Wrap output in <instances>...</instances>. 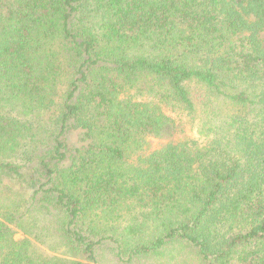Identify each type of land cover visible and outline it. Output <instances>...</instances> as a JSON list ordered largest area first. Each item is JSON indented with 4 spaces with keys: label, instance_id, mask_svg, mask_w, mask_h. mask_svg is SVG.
<instances>
[{
    "label": "trees",
    "instance_id": "1",
    "mask_svg": "<svg viewBox=\"0 0 264 264\" xmlns=\"http://www.w3.org/2000/svg\"><path fill=\"white\" fill-rule=\"evenodd\" d=\"M0 264H264V0H0Z\"/></svg>",
    "mask_w": 264,
    "mask_h": 264
},
{
    "label": "rangeland",
    "instance_id": "2",
    "mask_svg": "<svg viewBox=\"0 0 264 264\" xmlns=\"http://www.w3.org/2000/svg\"><path fill=\"white\" fill-rule=\"evenodd\" d=\"M189 134L191 136H195L196 135V133L194 131H189ZM161 144H162V141L154 139V140L151 141V147L150 148H151V150L157 149L158 147H160ZM19 238H21V234H18L16 236V239H19Z\"/></svg>",
    "mask_w": 264,
    "mask_h": 264
}]
</instances>
